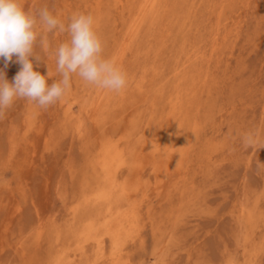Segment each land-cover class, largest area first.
<instances>
[{"label": "rangeland", "instance_id": "obj_1", "mask_svg": "<svg viewBox=\"0 0 264 264\" xmlns=\"http://www.w3.org/2000/svg\"><path fill=\"white\" fill-rule=\"evenodd\" d=\"M19 3L65 28L90 14L127 86L73 74L55 104L16 99L0 115V264H264V0ZM36 32L41 59H29L51 86L68 33L39 22ZM21 67L0 58L10 83ZM246 134L259 149L245 150ZM107 141L122 155L123 196L108 201L130 232L120 246L93 197Z\"/></svg>", "mask_w": 264, "mask_h": 264}, {"label": "clouds", "instance_id": "obj_2", "mask_svg": "<svg viewBox=\"0 0 264 264\" xmlns=\"http://www.w3.org/2000/svg\"><path fill=\"white\" fill-rule=\"evenodd\" d=\"M38 22L49 32L57 29L67 31L69 37L56 49V65L61 79L51 86L47 83V77L34 71L29 59L34 55L37 61L41 59L35 53ZM102 51V41L94 30V18L90 14H73L65 28L46 7L32 14L24 10L19 0H0V58L4 59L7 67L15 55L22 65L11 83L0 70V115L16 99H27L44 109L55 104L70 87L73 74L88 85L120 92L127 86L126 74L111 60L102 58ZM257 144L252 134L242 138L245 150L250 147L259 149Z\"/></svg>", "mask_w": 264, "mask_h": 264}, {"label": "bare ground", "instance_id": "obj_3", "mask_svg": "<svg viewBox=\"0 0 264 264\" xmlns=\"http://www.w3.org/2000/svg\"><path fill=\"white\" fill-rule=\"evenodd\" d=\"M110 140V139H109ZM112 142V141H111ZM110 141H107L106 145L104 146V148L102 149L101 151V155H100V160L98 161V164L100 165V167L98 169H101L102 172H103V183L101 184L100 188H98L97 190L94 191V195L93 197L98 199V200H104L106 201L105 203V214L108 215V228H106L105 232H103V234L107 235L111 241L113 242V244H118L119 243V240L121 239V236L123 234H125L126 236L129 235V231H125V232H122V224H123V221L122 219L120 220L119 218L117 219H112V217H114V215L116 214H119L117 211V213H115L112 217V212H114L113 210H116V207L114 208L113 207V210H111L112 207H110L109 205V202L110 201V197H112V191L116 192L117 191H120L119 192V196L123 193V188H118L117 186V182H116V177H115V165L118 164V156H122L119 154V152H121L119 149H117V144L116 143H111ZM118 143V142H117ZM119 144V143H118ZM122 154V153H121ZM98 160V159H97ZM138 162V160L136 161ZM97 164V163H96ZM139 164V163H138ZM134 165V164H133ZM97 167V166H96ZM126 184V183H125ZM117 186V188H116ZM124 186V185H123ZM126 186H128L126 184ZM133 187V186H132ZM131 187V188H132ZM126 188V187H125ZM130 188V187H129ZM134 188V187H133ZM125 191L127 190L128 192V189H124ZM124 191V192H125ZM123 196V195H121ZM88 198V197H87ZM93 199V198H92ZM112 199V198H111ZM110 204H112V202H110ZM129 205V204H128ZM135 206V205H134ZM94 207V206H93ZM118 207V206H117ZM128 207V206H127ZM90 208V207H89ZM133 208V205L132 207ZM118 209V208H117ZM129 209V208H128ZM119 211V210H118ZM135 211V210H134ZM121 214V213H120ZM119 214V215H120ZM131 214H133L131 212ZM122 215H124V217L122 216V218L126 219L128 213H122ZM92 216V215H91ZM105 217V215H104ZM138 217V216H137ZM107 218V217H106ZM128 218V217H127ZM107 221V220H106ZM105 224V223H104ZM89 225V224H88ZM130 225V224H129ZM131 228H132V225H130ZM107 227V226H106ZM121 229V230H120ZM129 232V233H128ZM102 239H99L98 240V245H99V250L102 249ZM118 242V243H117ZM112 244V245H113ZM120 246V244H118ZM117 246V245H115ZM115 246H112L113 248H115ZM117 248V247H116ZM115 248V249H116ZM121 249V248H119ZM117 250V251H116ZM115 252L114 249H113V255L115 256V253L118 254L119 250L116 249ZM102 252V251H101ZM112 254V252L110 253V255ZM112 258V257H111ZM118 257H116L117 259ZM117 260H120V259H117ZM113 262V261H112ZM116 262V261H115ZM114 262V263H115Z\"/></svg>", "mask_w": 264, "mask_h": 264}]
</instances>
